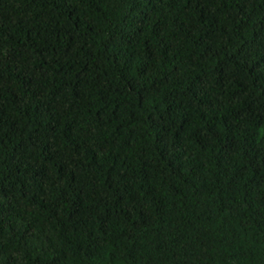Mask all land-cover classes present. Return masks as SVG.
<instances>
[{"label": "trees", "instance_id": "obj_1", "mask_svg": "<svg viewBox=\"0 0 264 264\" xmlns=\"http://www.w3.org/2000/svg\"><path fill=\"white\" fill-rule=\"evenodd\" d=\"M0 264H264V0H0Z\"/></svg>", "mask_w": 264, "mask_h": 264}]
</instances>
